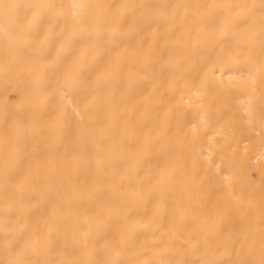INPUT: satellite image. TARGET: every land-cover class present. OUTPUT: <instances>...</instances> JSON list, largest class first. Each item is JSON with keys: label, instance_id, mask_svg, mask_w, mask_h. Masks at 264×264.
<instances>
[{"label": "bare ground", "instance_id": "bare-ground-1", "mask_svg": "<svg viewBox=\"0 0 264 264\" xmlns=\"http://www.w3.org/2000/svg\"><path fill=\"white\" fill-rule=\"evenodd\" d=\"M0 264H264V0H0Z\"/></svg>", "mask_w": 264, "mask_h": 264}]
</instances>
